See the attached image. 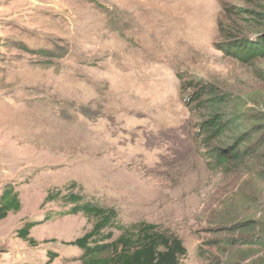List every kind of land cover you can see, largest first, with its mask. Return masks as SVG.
<instances>
[{"label": "rangeland", "instance_id": "rangeland-1", "mask_svg": "<svg viewBox=\"0 0 264 264\" xmlns=\"http://www.w3.org/2000/svg\"><path fill=\"white\" fill-rule=\"evenodd\" d=\"M255 12L264 0H0V196L22 203L0 219V264H81L69 242L94 220L66 213L71 194L116 210L112 239L155 224L181 264H261L254 232L225 231L264 206V56L232 46L264 30ZM215 115L239 116L258 154L232 174L209 164L239 133L212 134Z\"/></svg>", "mask_w": 264, "mask_h": 264}, {"label": "trees", "instance_id": "trees-1", "mask_svg": "<svg viewBox=\"0 0 264 264\" xmlns=\"http://www.w3.org/2000/svg\"><path fill=\"white\" fill-rule=\"evenodd\" d=\"M262 17L261 23L264 25V13L255 12ZM252 26V27H251ZM262 27V25H261ZM257 25H248L240 28L238 32L258 31L252 38L234 39L232 46L234 52L241 59L256 58L264 56V30L260 31ZM211 91L214 90L211 88ZM222 100H214L216 104ZM215 119L208 121V127L213 128L220 139L227 136V133L239 131L232 143L225 142L222 146H214L209 153V164L217 170L232 174L235 171L242 170L250 158H257L258 154L250 143L252 136L247 130H240L242 124H237L236 120L240 118H227L224 120L219 115ZM236 119V120H235ZM210 128V129H211ZM51 197V196H50ZM50 197L48 199H50ZM69 202L72 204L67 210V214L83 213L88 218L94 220L90 231L81 237L69 242L81 250L79 259L81 264H181L182 259L187 254V248L183 240L175 234L164 232L155 224H144L139 229H123V232L112 239L113 234H102L107 228L115 223L118 214L114 208H106L94 201L85 200L81 195L71 194ZM22 203L18 193L13 187L5 186L0 196V219L5 218L10 212H17L21 209ZM261 218L254 217L240 220L225 230L229 233L239 230L251 232L253 236H247L242 243L251 247L264 248V233L255 234L259 228L264 229V206L260 210ZM39 221H27L22 228L18 230V235L31 243L36 244V240L31 236V230ZM49 263H52L58 256V252H49ZM15 264V263H14ZM264 264V257L261 259Z\"/></svg>", "mask_w": 264, "mask_h": 264}]
</instances>
